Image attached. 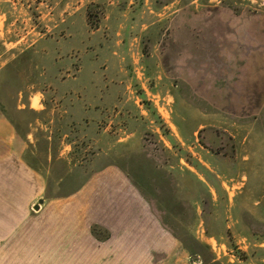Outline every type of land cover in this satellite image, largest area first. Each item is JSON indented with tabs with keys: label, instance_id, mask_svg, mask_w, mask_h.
<instances>
[{
	"label": "rangeland",
	"instance_id": "1",
	"mask_svg": "<svg viewBox=\"0 0 264 264\" xmlns=\"http://www.w3.org/2000/svg\"><path fill=\"white\" fill-rule=\"evenodd\" d=\"M60 103L142 132L175 235L147 264H264V0H0V152L74 132Z\"/></svg>",
	"mask_w": 264,
	"mask_h": 264
},
{
	"label": "crops",
	"instance_id": "2",
	"mask_svg": "<svg viewBox=\"0 0 264 264\" xmlns=\"http://www.w3.org/2000/svg\"><path fill=\"white\" fill-rule=\"evenodd\" d=\"M60 107L57 126L74 131L73 105ZM74 132L14 138L0 152V264H147L145 253L174 246L144 191L147 177L159 186L142 132Z\"/></svg>",
	"mask_w": 264,
	"mask_h": 264
},
{
	"label": "water",
	"instance_id": "3",
	"mask_svg": "<svg viewBox=\"0 0 264 264\" xmlns=\"http://www.w3.org/2000/svg\"><path fill=\"white\" fill-rule=\"evenodd\" d=\"M38 205H36L35 207L37 208Z\"/></svg>",
	"mask_w": 264,
	"mask_h": 264
}]
</instances>
